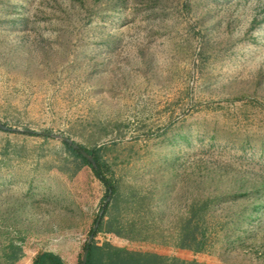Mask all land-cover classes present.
I'll use <instances>...</instances> for the list:
<instances>
[{"label": "rangeland", "instance_id": "obj_1", "mask_svg": "<svg viewBox=\"0 0 264 264\" xmlns=\"http://www.w3.org/2000/svg\"><path fill=\"white\" fill-rule=\"evenodd\" d=\"M62 138L94 264H264V0H0V264L81 262Z\"/></svg>", "mask_w": 264, "mask_h": 264}, {"label": "trees", "instance_id": "obj_2", "mask_svg": "<svg viewBox=\"0 0 264 264\" xmlns=\"http://www.w3.org/2000/svg\"><path fill=\"white\" fill-rule=\"evenodd\" d=\"M22 133H25L29 136H45V134L37 133L34 131H23ZM64 144L71 150V152L76 157L80 158L90 168L94 177L104 186L107 196L109 195V192H111L112 195L116 193V190H117L116 184H114L106 176V172L108 171L109 167L105 163L100 162L98 156H96V153L94 151H89V150L84 149L80 146H78L79 147L78 150H74L72 148V146H70L68 143L64 142ZM80 150H82V151L86 152L88 155L92 156L93 160L95 161V165H92L89 161H87V159H85L81 155V153L79 152ZM108 205H109V203H108ZM108 205L105 207L104 213L106 212ZM97 219H96V221H97ZM96 221H95V223H96ZM99 227H100V225H99ZM98 229L96 232H93V229H92L90 231V235H93V237H95L98 233ZM87 242H88V240H87ZM87 242H85V244L82 248V254L80 253V257L82 258L84 251L88 248L87 264H94V262H93V260H94L93 259L94 247L92 246V244L88 247ZM32 264H65V263L61 260L60 257H58L57 255H55L53 253L43 252L42 250L35 249V256H34V259L32 261ZM80 264H81V262H80Z\"/></svg>", "mask_w": 264, "mask_h": 264}, {"label": "water", "instance_id": "obj_3", "mask_svg": "<svg viewBox=\"0 0 264 264\" xmlns=\"http://www.w3.org/2000/svg\"><path fill=\"white\" fill-rule=\"evenodd\" d=\"M57 138H60V137H57ZM62 140L65 141L66 143H68L70 146H72V148L74 150H78L79 149V147L77 145H75L72 141H70L68 138H62ZM79 152L81 153V155L85 159H87V161H89L92 165H95V161L93 160L92 156L88 155L86 152H84L82 150H80ZM111 197H112V194H111V192H109V195H108V197H107V199H106V201H105V203L103 205V208H102V210H101V212H100V214L98 216V219H97V221L95 223V226L93 228V232H96L97 229L99 228L103 213L105 211L104 209L108 205V203L111 201ZM93 238H94L93 235H91L90 238L88 239V242H87L88 247L92 244ZM87 258H88V248L84 251V253L82 255L81 264H87Z\"/></svg>", "mask_w": 264, "mask_h": 264}]
</instances>
